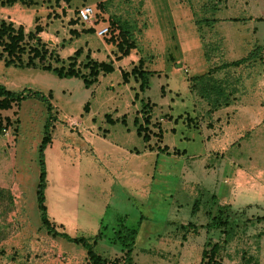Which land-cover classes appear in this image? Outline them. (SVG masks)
I'll use <instances>...</instances> for the list:
<instances>
[{
  "label": "rangeland",
  "instance_id": "1",
  "mask_svg": "<svg viewBox=\"0 0 264 264\" xmlns=\"http://www.w3.org/2000/svg\"><path fill=\"white\" fill-rule=\"evenodd\" d=\"M169 1L172 2L171 7L176 17L180 19L181 16L189 15L191 20L184 24L180 22L177 32L172 33L171 38L164 26L162 29L159 27V35L162 39L158 41L159 49L156 51L141 49L140 43L149 44L146 39L148 29L155 27V19H169L157 0L144 1V7H141L143 2L141 0H71L67 5L60 3V6L54 9L39 6L40 13L37 8L33 12V8H25L17 3L11 7H0V19H19L22 24L28 23L26 19H69L78 28H96L97 25H104L111 30L107 38L97 37L94 31H87L83 32L79 38L69 41L67 37L71 35L60 27L56 36L57 40L51 39L56 47L63 45L58 50V54L54 50L63 62L53 66L60 64L66 66L67 57L78 48L84 50V41L87 43L86 48L94 53L97 60L105 61L106 56L108 58L106 60H109L108 49L112 45L109 38H115L117 33L123 30L128 33L131 40L136 42L138 55L142 57L148 68L159 70L150 80L148 79V88L142 95L132 80L128 85L122 83L120 71L116 66L111 72L99 73L96 80L87 88L83 86L80 78L74 77L59 79L54 75V83L47 82L52 89L63 90V96L59 97V93L56 96L57 102L62 103L64 122H55L53 114L49 115L48 131L53 138L50 137V143L43 151L46 218L49 223L56 226L54 229L56 228L55 230L59 233H64L71 238L92 236L95 230L92 218L96 217L94 215L101 210L99 207L105 203L119 202L115 201L113 194L108 193L107 184L99 183L95 179L97 175L93 167H96L99 172L100 169L94 162V156L86 149L85 142L88 137L84 131L85 127L93 124L100 135L106 134L110 142L123 146L130 145L131 149L141 150L143 141L141 135L136 133L145 117L141 120L137 110L141 109L145 101H154L159 96L167 94L165 83L169 86L176 85L178 92L185 96L182 105L173 102L171 106L182 107L185 115L192 117V102L182 85L187 82L190 96L198 95L190 81L197 76L193 73V68L197 62L194 59L198 57L200 48L195 41L197 34L195 21H198L200 25L201 42L206 43L210 50L207 49V54H212L213 49H216L219 60L238 58L245 52L253 51L256 46L261 48L256 52L255 59L247 63L250 65L253 63V65L221 72L217 75V79L227 78L231 81L230 89H235L232 96L251 99L253 95L259 94L264 99V76H262V82L260 77L264 71V0ZM81 5L93 7L95 15L92 26L81 24L76 20L75 11ZM182 27L184 36L188 33V40L186 39L187 41L185 40L181 45L178 35H181ZM50 34L54 35L52 32ZM179 42L184 53L189 54L187 66L173 64L180 51ZM85 54L84 51L76 59L80 65L86 61ZM260 59L262 64L259 65ZM121 65L122 63L119 64ZM79 67L81 74H86L82 67ZM181 67H185L187 72H182ZM174 68L179 72H174ZM158 84H161L160 89ZM133 90L138 94L135 100ZM243 102L238 104L242 105ZM85 104H87V110H84ZM5 114L9 115L10 124L6 131L0 132V146L8 153L16 146V151L22 159L17 172L18 191H12L16 197L11 196V205L4 213H1L0 208V230L3 236L0 240V264H87L85 252L79 245L47 234L40 222L35 187L38 173V146L47 117L44 103L30 97L21 101L17 108L13 106L12 111L5 112L3 115ZM155 116L156 114H153V117ZM171 116L174 119L173 113ZM76 121L80 123L78 127ZM165 121L168 122L167 118ZM145 127L148 130L149 126L145 125ZM174 128L177 149L185 146L188 154L171 160L170 156L162 153V148L157 150L156 163L152 165L151 170L143 168L142 172L143 176L148 172L151 176L148 200L141 204L132 200L131 207L128 208L132 209V212H127L128 215L125 218L119 217L117 230L112 234L116 241H120L121 246L131 248V264H172L167 254L169 250L172 252V247H168L169 239L172 236L178 238L187 236V225L193 226L197 220V217L192 215L191 205L198 202L199 197L204 198V189L201 185L184 184L183 179L178 175L181 167L185 169L193 165L189 155L200 151L195 138H198L199 131L192 127L188 128L182 119L177 120ZM126 130H129L130 138L127 136L124 138ZM180 132L184 136H192L195 142L184 145V141L179 136ZM148 133L150 134L151 130ZM156 133L155 130L153 135L157 136ZM162 133L164 134L163 143L169 146L171 133L166 130ZM178 138L181 140L180 143ZM154 143L155 140L152 139L148 145L154 149ZM105 148H107V154L111 153L116 159L122 161L115 151H110L109 146L102 147L103 153ZM4 159L5 157L0 153V167L6 164ZM256 161L260 166H264V155L261 157L258 155ZM100 162L106 164V159ZM23 164L25 166L21 167ZM215 178L218 185L222 178L219 174H216ZM177 180L178 183H175ZM189 186L191 191L182 189ZM196 191L199 196L193 197L189 205H186L184 195L186 196V193L191 195ZM205 192H207L206 189ZM117 194L123 197V193ZM176 203L181 206L180 209L175 207L171 211L169 206ZM125 204L124 200L118 204L123 211ZM260 213L263 214L264 210H260ZM124 220L126 224L123 223ZM121 223L123 224L120 225ZM181 225L182 230H180ZM173 228L177 230L174 231ZM132 231L134 233L131 234ZM95 250L105 256L104 250L102 253L100 247L99 249L95 247ZM250 255L248 252L246 256ZM124 257L123 253L121 258L115 260L119 264H125ZM250 260L246 262L244 259L241 264H262L255 263L254 259H252L253 262ZM189 264H199V260L193 261L191 258Z\"/></svg>",
  "mask_w": 264,
  "mask_h": 264
},
{
  "label": "crops",
  "instance_id": "2",
  "mask_svg": "<svg viewBox=\"0 0 264 264\" xmlns=\"http://www.w3.org/2000/svg\"><path fill=\"white\" fill-rule=\"evenodd\" d=\"M141 7H144V1L141 0ZM100 2V1H98ZM158 4L162 7L169 19H155V27L148 29L149 44L140 43L141 49L158 50L160 39V28L164 26L168 31L171 38L172 33H176L181 24L188 23L191 19L189 15L186 17L181 16L180 19L173 14L171 7L172 2L169 0H157ZM38 13H40V7H36ZM33 8V12L36 11ZM13 22L16 25H20L25 32L31 31L35 26L41 28V32L38 37L44 42L49 49L57 51L62 46L56 47V44L51 38L57 40L58 29L63 27L65 32L73 31L71 37H67L69 41L71 39L79 38L80 35L87 29L94 31L93 27L78 28L76 25H70L69 19H26L28 23L22 24L19 19H4ZM193 23V22H192ZM194 25V23H193ZM102 25H97L96 28ZM195 26V25H194ZM160 27V28H159ZM190 30L189 27H187ZM197 34L195 41L199 44L198 57L194 59L196 65L193 68V73L198 76L204 75L210 68L217 67L223 63H231L245 58L248 52H245L242 56L230 60H219L217 58V50L209 54L205 53L201 42V36L199 35V27L195 26ZM61 29V28H60ZM54 33V35L50 34ZM128 34V33H127ZM181 41V45L184 41L188 40V33L184 36V28H181V35H178ZM186 40V41H187ZM154 41V42H153ZM177 41H179L177 39ZM134 42V48L130 50L127 56L117 59L115 55L114 45L109 47L108 59L106 56L104 60H97L94 53L86 48L87 43L84 41V50L81 48L82 53L88 54L89 59L96 62L110 63L112 68L115 66L119 71L129 72L130 69L137 65L138 61H142L141 70L149 73L146 78V86L143 92L148 88V79L156 75L159 70L156 68H148L142 57L138 55L136 42ZM180 46V42H179ZM216 50V51H215ZM148 55V54H147ZM220 56V54H218ZM221 57V56H220ZM61 58V57H60ZM189 54L184 53L182 46L178 58H175L174 66L186 65L188 62ZM250 62V61H249ZM119 66V64H121ZM245 62L237 67H229L222 70H218L213 74V77L217 80V75L221 72H228V70L236 69L240 66L250 65ZM0 66L4 67L0 61ZM258 64H262V60H258ZM253 65V63H251ZM250 65V66H251ZM123 67V68H121ZM0 67V85L10 92H18L23 89L31 92L39 93L43 95L50 106V114L55 119V122H64L63 110H61L62 103L57 102V96H63V90L52 89L47 84L54 83L55 76L47 71L32 68H15V67ZM174 72H179L174 68ZM264 71L260 75L261 82ZM158 76V75H157ZM194 77V78H195ZM264 78V77H263ZM130 80L138 86L133 77L126 78V82H122L124 85H128ZM221 80V79H220ZM223 87L225 89L226 105H211L210 99L197 95L196 97L190 96V92L187 87V82L183 83V87L186 89V94H189L190 101L192 102L191 113L192 117L183 112V108L180 106H171L173 102L180 105L183 104L185 96H182L178 91L176 85L169 86L165 83L167 88V94L159 96L154 101H145L141 105V109L137 110L139 117L142 120L143 117H149L148 124H144L142 121L141 127L145 125L149 128L146 130L148 135L147 141L143 142L141 150L131 149L130 145H120L115 142H110L106 138V134L100 135L99 130L93 125H88L84 128L86 133L87 150L94 156V162L99 166L100 172L96 167H93L97 175V182L107 184L110 194H113V198L118 203H105L99 208L97 214H95L93 224L95 226L94 234L87 239L91 240L96 235L98 238L93 244V251L106 261H113L123 256L122 246L120 241L112 236L114 231L117 230L119 223V217H126L127 212L131 213L132 200L138 203L148 200V190L151 182V176L145 173L143 176V168L151 170V167L156 162L158 156L157 150L162 148V153L166 156H170L171 160L185 156L187 150L185 146L181 149H177L175 139V126L178 119H182L186 122L187 127H192L196 131H199L196 142L198 144L199 152L189 155L193 160V165L181 167L178 175L183 179L184 184L188 185H201L204 189V198H198L199 201L191 205L192 215L197 217L194 225H187V236L178 238L172 236L169 239L172 247L168 251V256L171 258L172 264H189L190 259L193 261L201 259V252L208 242L220 243V249L217 256L218 264H241L244 259L248 262L264 264V213L261 214L260 210H264V166H260L256 159L258 155L260 157L264 155V99L259 94L253 95V98L248 99L244 97L232 96L233 90L230 89L231 81L224 78ZM236 82V81H235ZM260 82V83H261ZM259 83V84H260ZM160 89L161 84H158ZM180 87V86H179ZM130 89V88H129ZM135 89V88H132ZM133 90V99L135 98ZM171 95V97H170ZM216 98V97H214ZM35 99V98H34ZM244 101L242 105L238 103ZM198 105V107H197ZM246 106V107H243ZM18 107V106H17ZM16 107V108H17ZM146 108V109H143ZM158 109V110H156ZM12 111V108L1 112L2 117H7L10 120L9 115H3L5 112ZM84 110H87V106ZM144 113V114H143ZM175 116L172 119L171 114ZM153 114H156L153 117ZM185 115V116H184ZM167 118L168 122L165 121ZM188 121V122H187ZM77 127L80 125L76 121ZM184 122H182L183 124ZM167 125V126H166ZM56 130V128H55ZM54 130V131H55ZM151 130L149 134L148 131ZM157 131V136L153 135L154 131ZM163 130L171 133V139H169V146L163 143L164 134ZM137 135V133H136ZM130 138L129 130H126L124 138ZM181 139L184 141V145L190 142H195V138L192 136H184L180 132ZM53 138L52 136H50ZM139 137V136H138ZM151 137V138H150ZM154 139V149L148 145L149 141ZM143 141V140H142ZM179 143L181 142L178 138ZM110 147V151L122 158L119 161L111 153L106 152L107 148L102 152V147ZM0 153L5 157V165L0 167V188L11 192V196L14 198L13 190L18 191V176L17 172L20 167V160L22 156L16 151V146L8 153L6 149L0 146ZM4 153V154H2ZM107 154V155H106ZM142 158V159H141ZM106 159V164L101 163ZM196 162H198L196 164ZM123 163V164H122ZM25 164L21 165L24 167ZM216 174H219L222 180L217 185ZM38 177V173L36 175ZM22 180V179H21ZM216 180V181H215ZM26 183V181H25ZM178 183V180L175 181ZM27 184V183H26ZM13 188V189H12ZM46 188V181H45ZM184 190L191 191V187L182 188ZM205 189L207 192H205ZM13 191V192H12ZM117 193H123V197L118 196ZM188 196V197H187ZM199 193L196 191L189 195L186 193L185 204L189 205L193 197L197 198ZM45 200V196H44ZM125 201V208L120 209L121 201ZM107 202V201H106ZM193 203V202H192ZM170 210L180 209L177 203L170 205ZM46 208V207H45ZM47 212V209H46ZM218 216H226L228 225L226 229L207 227L211 223V219ZM126 224V221L124 222ZM121 223L120 225H122ZM56 227L55 225H53ZM182 225L180 230H182ZM56 229V228H55ZM174 231L177 230L173 228ZM224 232V236L222 234ZM215 238L217 239L215 241ZM172 239V240H171ZM171 240V241H170ZM224 240V242H223ZM69 243V242H68ZM95 247L101 248V252L105 254L101 255L95 250ZM107 248V250H105ZM110 249V250H109ZM104 250V252H103ZM248 252L251 254L248 255ZM131 256V254H130ZM245 257V258H244Z\"/></svg>",
  "mask_w": 264,
  "mask_h": 264
},
{
  "label": "trees",
  "instance_id": "3",
  "mask_svg": "<svg viewBox=\"0 0 264 264\" xmlns=\"http://www.w3.org/2000/svg\"><path fill=\"white\" fill-rule=\"evenodd\" d=\"M71 0H0V7H11L14 4H19L25 8H36L39 6H44V8L54 9L60 6V3L68 4ZM82 6V5H81ZM80 7V6H79ZM48 15V14H47ZM46 15V16H47ZM76 20V12H75ZM79 22V21H78ZM70 25H76L71 20L68 21ZM80 23V22H79ZM195 25L200 28L198 21H195ZM91 31L87 29L85 32ZM41 32L39 26H35L31 31L25 32L20 25H15L13 22L0 19V61L4 67H15V68H32L39 69L42 71H47L55 75L57 78H80L82 84L87 88L91 83L96 80V77L99 73H108L113 70L110 63L96 62L89 59L88 54L84 55L85 63H80L76 61L77 58L82 54L81 48L76 49L73 54L66 58L67 65L64 66L60 64L56 66L53 64L62 63L63 60L55 53L53 49H49L47 45L40 40L38 34ZM73 31H69V34L72 35ZM115 48L116 58H122L128 55L130 50L134 48L133 40H131L126 32L119 31L117 36L114 38H109ZM116 40V41H115ZM205 53L209 48L206 43H202ZM260 47H254L253 51L249 52L248 55L235 62L223 63L217 67L210 68L204 75L192 78L190 81L193 83V89L198 92V95L205 97L210 101L211 105H226V95L225 89L223 87L224 81L215 79L213 74L218 71L229 67H237L240 64L249 62L257 56L256 52L259 51ZM65 60V61H66ZM81 66L86 74H81ZM142 61L139 60L137 65L133 66L129 72L120 71V76L122 82H126V78L133 77L135 82L138 84V90L143 91L146 86V78L149 73H146L141 70ZM225 85V84H224ZM137 93L134 94L136 98ZM33 97L37 100H40L45 105L46 110V119L43 124V136L40 140L37 153V163H38V177L37 184L35 187V197L37 209L40 214L41 225L45 228L47 234L52 236L59 237L66 242L79 245L85 252L87 264H119L117 261H106L102 259L93 251V244L98 238V235L94 239L89 240L83 237L71 238L64 233H59L54 229V226L49 223L46 218V208L44 206V190H45V166L43 159V151L45 147L50 143V135L48 131L49 125V115H50V106L43 95L29 90H23L21 92L15 93L6 90L3 86L0 85V132L5 131L9 124L10 120L7 117H2L1 112L11 109L13 106H18L21 101L24 99ZM216 97V98H214ZM87 104L84 105V109ZM149 117H145L144 124H148ZM188 122V121H187ZM137 134L141 135L143 142L147 141L148 135L146 134V128L139 126L137 128ZM12 198L10 193L7 190L0 188V208L1 213H4L8 207L11 205ZM228 225L226 216H218L211 219V223L207 227L222 228L226 229ZM223 231L222 234L224 236ZM134 233L133 231L130 232ZM2 234L0 230V240L2 239ZM224 242V240H223ZM128 246H122L123 253L125 254L124 261L125 264H131V248ZM220 249V243L208 242L201 252V259L199 264H218L217 256Z\"/></svg>",
  "mask_w": 264,
  "mask_h": 264
},
{
  "label": "built area",
  "instance_id": "4",
  "mask_svg": "<svg viewBox=\"0 0 264 264\" xmlns=\"http://www.w3.org/2000/svg\"><path fill=\"white\" fill-rule=\"evenodd\" d=\"M75 12H76L77 19L81 24H84L87 26L93 25V18H94L95 13H94V9L92 6L82 5L78 7ZM94 33L97 37L107 38L110 36L111 30L109 29L108 26L102 25L98 28H95ZM181 71L184 73L187 72L185 67H181Z\"/></svg>",
  "mask_w": 264,
  "mask_h": 264
}]
</instances>
